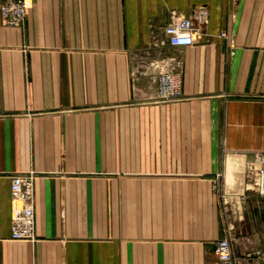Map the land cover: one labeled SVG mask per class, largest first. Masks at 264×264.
Here are the masks:
<instances>
[{"label": "crops", "instance_id": "0c3cea01", "mask_svg": "<svg viewBox=\"0 0 264 264\" xmlns=\"http://www.w3.org/2000/svg\"><path fill=\"white\" fill-rule=\"evenodd\" d=\"M200 6L202 34L170 45L165 25ZM160 67L180 73L178 99H158ZM27 172L34 238L14 240L10 179ZM212 186L231 190L221 208ZM223 237L233 264H264V0L0 16V264H211Z\"/></svg>", "mask_w": 264, "mask_h": 264}, {"label": "built area", "instance_id": "2783aa9c", "mask_svg": "<svg viewBox=\"0 0 264 264\" xmlns=\"http://www.w3.org/2000/svg\"><path fill=\"white\" fill-rule=\"evenodd\" d=\"M30 6L31 0H3L0 4V16L6 25L20 26L25 22ZM207 22V11L199 7L192 16H173L165 25L164 33L170 45H192L200 35L199 26L206 25ZM156 83L160 101H170L179 98L182 94V78L177 71L160 67L157 70ZM33 192L32 175L17 173L11 176L10 237L14 240L34 238ZM214 253L216 261L211 264H233L231 247L227 238L216 242Z\"/></svg>", "mask_w": 264, "mask_h": 264}, {"label": "rangeland", "instance_id": "374dc122", "mask_svg": "<svg viewBox=\"0 0 264 264\" xmlns=\"http://www.w3.org/2000/svg\"><path fill=\"white\" fill-rule=\"evenodd\" d=\"M200 7H203L206 11H207V15H208V20H209V13H208V10H207V8L206 7H204V6H200ZM199 8V7H198ZM197 9V8H196ZM195 9V10H196ZM195 10H193V12L195 11ZM193 12H192V14L190 15V16H192L193 15ZM174 16H178V15H174ZM207 24H208V22H207ZM206 24V25H207ZM202 34V32H201V30H200V35ZM199 35V36H200ZM219 36L220 37H223V38H226V32H220V34H219ZM197 40V39H196ZM230 47L231 48H233V45L232 44H230ZM231 53H232V51H231ZM175 99H178V98H175ZM175 99H172V100H175ZM171 101V100H170ZM257 155L254 157V159H255V162H257V161H261L262 159H263V157L261 156V155H259L258 153H256ZM250 166H251V170H256L257 172H259L258 171V168H255L256 167V165H254V164H250ZM25 174H27V175H32V178H33V182H34V176H35V174H34V172H27V173H25ZM14 175V174H13ZM33 188H34V185H33ZM229 191H231V190H228V189H219V188H216V187H213L212 186V188L211 189H203V193L205 194L206 192L208 193V194H210V195H212L213 196V199L215 200V202H216V204H220V208H221V206H222V202H223V197H225V194L227 193V192H229ZM205 196L206 195H204V203H206V198H205ZM209 200V199H208ZM219 206V205H218ZM221 211V210H220ZM222 218H223V216H222ZM223 238H225V237H223ZM222 238V239H223Z\"/></svg>", "mask_w": 264, "mask_h": 264}, {"label": "bare ground", "instance_id": "6f19581e", "mask_svg": "<svg viewBox=\"0 0 264 264\" xmlns=\"http://www.w3.org/2000/svg\"><path fill=\"white\" fill-rule=\"evenodd\" d=\"M253 187V186H252ZM249 188V187H248ZM255 190V189H254Z\"/></svg>", "mask_w": 264, "mask_h": 264}]
</instances>
